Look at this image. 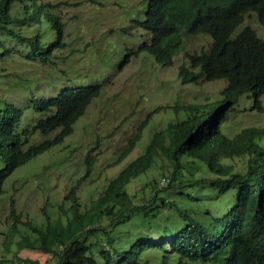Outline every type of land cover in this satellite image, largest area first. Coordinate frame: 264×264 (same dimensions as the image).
<instances>
[{
    "label": "trees",
    "instance_id": "16d2710c",
    "mask_svg": "<svg viewBox=\"0 0 264 264\" xmlns=\"http://www.w3.org/2000/svg\"><path fill=\"white\" fill-rule=\"evenodd\" d=\"M143 1L146 6L142 17L129 20L141 28L138 37H146L134 53L147 51L162 65L171 66L182 52L185 39L209 35V48L185 52L183 62L188 60L191 67L187 79L182 64L180 76L184 81L225 79L222 98L213 100L208 109L198 106L194 114L182 120L165 122L163 117L160 125L165 126L150 130L152 135L145 148L110 179L100 197L81 210L76 191L72 190L67 196L74 195L73 216L67 217L66 224L49 223L44 229L35 228L39 235L22 237L19 246L40 248L45 264H264V128L245 127L237 132L233 128L236 124L229 120V111L236 108L244 94L252 95L256 107L261 108L264 38L248 25L247 17L257 16L264 26V0ZM58 4L51 0H0V52L3 42L17 39L32 47L29 59L39 57L54 64V54L69 43ZM3 77L0 73V79ZM101 89L95 83L64 88L52 98L32 93L30 107L45 116L34 119L31 126L22 130L19 122L23 109L10 101L9 95L0 93V106L4 107L0 110V196L7 176L51 145L47 140L26 147L31 133L60 129L56 136L59 139L71 134ZM152 116L149 114L141 123L129 140V151L121 157L132 152ZM245 131H252V135L247 137ZM90 152L86 157L89 171L94 164ZM153 169L161 170V182L143 180L134 188H148L150 194L140 198L136 193L131 195L128 184L142 174L151 175ZM198 172L200 175L196 176ZM188 187L198 188L199 192ZM211 188L219 200L230 205L222 216L216 215L221 214L218 208L214 210L217 204L211 208L205 201ZM198 205L204 210L201 216L196 212ZM11 207L18 219L9 220L12 237L21 229V213L15 212L14 203ZM172 211L183 221L178 232L165 220ZM201 217L212 219L204 222ZM160 218L165 221L159 226L165 236L162 242L151 237L150 232L145 234L147 238H137L131 245L122 241L120 236L130 230L129 224L144 222L148 228L160 223ZM9 240L8 237L5 243L6 254ZM12 262L8 256L0 260L1 264L18 263L15 259ZM32 263L30 260L27 264Z\"/></svg>",
    "mask_w": 264,
    "mask_h": 264
},
{
    "label": "rangeland",
    "instance_id": "374dc122",
    "mask_svg": "<svg viewBox=\"0 0 264 264\" xmlns=\"http://www.w3.org/2000/svg\"><path fill=\"white\" fill-rule=\"evenodd\" d=\"M51 1L59 3L57 8L63 14L62 20L66 22L65 34L68 41L72 42H67L62 50L54 54V64L50 60L43 62L39 57L29 59L27 56L32 47L27 42L7 39L6 43H2L4 47L0 52V73L4 77L0 79V93L3 96L9 95L10 101L23 109L19 130L31 126L34 119L45 116L30 107L32 93L52 98L64 88L95 83H99L102 89L84 115L76 121L73 132L63 139L56 138L60 129L50 133H31L26 147L47 140L51 142L50 147L16 167L3 183L4 191L0 196V260L8 256L11 263L15 259L17 264H27L30 260L35 264L38 259L41 264L46 263L45 254L40 248H21L19 241L22 237L38 236L35 228L44 229L49 223L53 226L57 222L66 224L67 217L73 216L74 195L67 196L69 192L75 189L80 209L85 210L92 200L103 194L110 179L145 148L152 135L150 130H154L156 126L158 129L165 126L160 125L163 117L165 122L182 120L194 114L198 106L208 109V104L213 100L222 98V91L227 86L225 79L210 80L203 77L200 81L187 80L186 74L191 66L188 60L183 62L182 53L175 57L171 66L157 62L147 51H141L139 55L131 53L146 39L145 36L138 37L141 28L138 29L129 22L133 16L142 17L145 1ZM247 23L254 26L264 38V26L259 24L257 16L249 15ZM243 26L244 24L240 25V29ZM211 41L210 36L197 35L189 40L185 39V44L187 43L189 50L197 51L204 46L209 48ZM128 54L130 60L125 64L123 61ZM182 64L185 66L186 81L179 74ZM260 101L259 109L252 95L241 96L236 108L229 111V120L236 124L234 130L238 132L245 127L264 128V94ZM3 108L0 106V110ZM151 112L153 116L143 130L140 141L128 156L121 157L129 151L130 138L135 136L139 125ZM244 134L249 137L252 131H245ZM91 148L94 149L90 152ZM89 152L94 155L90 171L86 162ZM2 167L0 159V169ZM195 175L200 174L198 172ZM136 179L128 184L130 194L136 193L139 198L145 193L149 195L148 188L134 187L149 179L159 184L162 180L161 170L153 169L151 175L142 174ZM188 189L199 192L198 188ZM214 192L211 188L205 201L211 208L217 204L214 210L218 208L221 214H215L222 216L230 205L226 200H219ZM12 203L15 205V212L18 210L21 213V229L11 237L10 221H18L13 214ZM196 208L198 215L204 211L200 205ZM170 213L172 215L165 218L166 223H171L174 232H178L183 221L177 213ZM206 217H201L204 222L212 219ZM158 220L159 225L153 223L148 228L144 227V222L129 224L130 230H125L120 236L122 241L130 242L131 245L137 238H147L145 234L150 232L151 237L162 242L165 236L159 226L165 221L161 218ZM27 221L31 224L25 223ZM8 237L9 254H6L5 243H8ZM120 247L122 251L126 250L123 244ZM158 252L162 258L163 252ZM168 260L171 261V257Z\"/></svg>",
    "mask_w": 264,
    "mask_h": 264
},
{
    "label": "clouds",
    "instance_id": "9594fccd",
    "mask_svg": "<svg viewBox=\"0 0 264 264\" xmlns=\"http://www.w3.org/2000/svg\"><path fill=\"white\" fill-rule=\"evenodd\" d=\"M141 1H143V0H141ZM144 10H145V8L143 9V13H144ZM207 36H209V35H207ZM210 38H211V37H210ZM211 42H212V41H211ZM71 43H72V42H71V40H70V41H69V44H71ZM142 44H143V43H142ZM142 44H140L139 46H141ZM186 44H187V43H186ZM186 44H185V41H184V48H183L182 52H180V53L183 54V56L181 57L182 59H184L183 57H184L185 52H198V50H197V51L189 50V48L186 46ZM139 46H136V49H137ZM136 49H135V50H136ZM135 50H134V51H135ZM134 51L131 52V53L135 54ZM131 53H130V54H131ZM180 53H179V54H180ZM130 54H129V55H130ZM139 54H140V53H139ZM139 54H137V55H139ZM179 54H178V55H179ZM129 55H128V56H129ZM135 55H136V54H135ZM178 55H177V56H178ZM129 60H130V57H129L126 61H123V63L126 64ZM156 61L158 62V60H156ZM184 61L186 62L187 60H184ZM121 65H122V64H121ZM121 65H120V66H121ZM179 71H181V70H179ZM179 74H180V73H179ZM190 81H192V80H190ZM91 102H92V101H91ZM88 106H89V105H88ZM86 109H87V108H86ZM151 113H153V112H151ZM151 113H149V114H151ZM149 114H148V115H149ZM147 117H148V116H147ZM147 117H146V118H147ZM146 118H145V119H146ZM140 125H141V124H140ZM140 125H139V126H140ZM147 126H148V125H147ZM147 126H145L144 129H145ZM143 132H144V131H143Z\"/></svg>",
    "mask_w": 264,
    "mask_h": 264
}]
</instances>
